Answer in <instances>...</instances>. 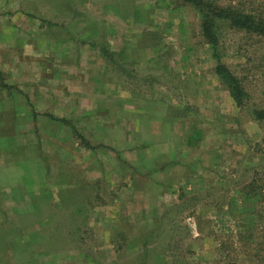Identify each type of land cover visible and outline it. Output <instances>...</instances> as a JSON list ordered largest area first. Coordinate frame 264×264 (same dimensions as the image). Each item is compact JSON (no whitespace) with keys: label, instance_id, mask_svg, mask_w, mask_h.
<instances>
[{"label":"rangeland","instance_id":"rangeland-1","mask_svg":"<svg viewBox=\"0 0 264 264\" xmlns=\"http://www.w3.org/2000/svg\"><path fill=\"white\" fill-rule=\"evenodd\" d=\"M219 29L243 106L184 0H0V111L33 128L0 264H264V40ZM141 143L160 164L131 175Z\"/></svg>","mask_w":264,"mask_h":264},{"label":"trees","instance_id":"trees-1","mask_svg":"<svg viewBox=\"0 0 264 264\" xmlns=\"http://www.w3.org/2000/svg\"><path fill=\"white\" fill-rule=\"evenodd\" d=\"M184 1L193 5L200 15L202 35L216 60L215 73L227 85L236 104L243 106L247 93L239 76L222 60L219 24L227 23L235 30L264 40V11L256 8L249 10L234 1L224 3L219 0ZM254 115L257 119H264V109H256Z\"/></svg>","mask_w":264,"mask_h":264},{"label":"crops","instance_id":"crops-1","mask_svg":"<svg viewBox=\"0 0 264 264\" xmlns=\"http://www.w3.org/2000/svg\"><path fill=\"white\" fill-rule=\"evenodd\" d=\"M14 83L19 84V82H14ZM18 88L19 89L17 92L21 94V89H20V87H18ZM9 90H11V89H9ZM24 92L26 95H28V93H26V91H24ZM59 96L61 97V94ZM62 96L64 97V102H67V99H68L67 93L66 92L62 93ZM1 100L0 101L3 103L4 99H1ZM16 104H18V103H16ZM17 108L20 109L19 106H17ZM32 109L35 112H37L34 105H33ZM8 110H11L14 112V113L12 112L13 115L10 119L6 120L5 116L0 115V174H4V176L6 175L5 176L6 181L8 182V183H6L7 186H5V185L0 186V192H3V194L5 192H11V193L16 192V194H17V193H20L21 188L19 186H16V184H18V182L16 183V180L20 179L19 177L21 175H19V172L16 170L18 168L17 166H19L20 162L22 161V158H20L18 156V154H20V152L22 151V144H25V142H23V143L21 142V138H23V137L30 138L31 132H32L31 130L33 128L29 127V129H26L27 136L26 135H20L19 128H21V122H20L21 117H20L19 113L16 114L14 107H12L11 109H7V110L3 109L0 112L3 113V112H6ZM51 112H53V111L44 113V115L46 116V121H49V120H50L49 122L59 121L63 125H64L65 121L69 122L68 121L69 119L66 117H63V115H60V114L54 115ZM35 118H36V116H35ZM32 119H34V118H32ZM30 121H33V120L30 119ZM124 127L127 131L128 130L127 128L129 127V125H127V123L125 122ZM83 138H84V140H86L87 143H89L85 137H83ZM89 145H91V143H89ZM133 147H134V149H133L134 153L133 154H130L127 156L124 153V156L126 158L129 157L130 161L128 159L122 158V160L120 162V164H122V165L119 164V166H121L122 169L124 168L123 164L128 165V169L131 170L132 172L129 170H127V171L131 172L130 173L131 175L133 173V168H132L133 166L131 165V163L134 164V163H137L138 161H140V162L146 164L148 167L160 164L159 152L157 150H155L154 148H152L151 146L148 147V146L144 145V143H141L140 145L137 144V146L135 145ZM24 159L29 160L26 158H24ZM25 162H27V161H25ZM124 169H126V168H124ZM4 176L2 175V177H4ZM2 177H1V179H2ZM1 179H0V185L2 184ZM26 179H27V177H26ZM24 181H26V180H24Z\"/></svg>","mask_w":264,"mask_h":264}]
</instances>
